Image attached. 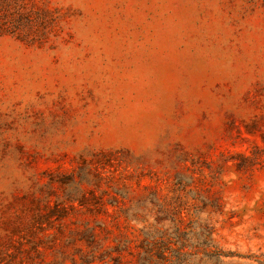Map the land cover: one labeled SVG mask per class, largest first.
Wrapping results in <instances>:
<instances>
[{
  "label": "rangeland",
  "instance_id": "374dc122",
  "mask_svg": "<svg viewBox=\"0 0 264 264\" xmlns=\"http://www.w3.org/2000/svg\"><path fill=\"white\" fill-rule=\"evenodd\" d=\"M148 246L264 264V0H0V264Z\"/></svg>",
  "mask_w": 264,
  "mask_h": 264
},
{
  "label": "trees",
  "instance_id": "16d2710c",
  "mask_svg": "<svg viewBox=\"0 0 264 264\" xmlns=\"http://www.w3.org/2000/svg\"><path fill=\"white\" fill-rule=\"evenodd\" d=\"M156 252L157 248L154 249L152 246L145 247L142 249L141 253L138 251L137 254L140 256V263L149 264L150 261L154 260L153 258L155 256H157L159 260L166 258L164 255L165 251L161 250L159 255H156ZM90 256L89 258L85 257L82 264H91L93 262H99L100 264H120L119 256H110L107 251H103L97 256L92 252Z\"/></svg>",
  "mask_w": 264,
  "mask_h": 264
}]
</instances>
